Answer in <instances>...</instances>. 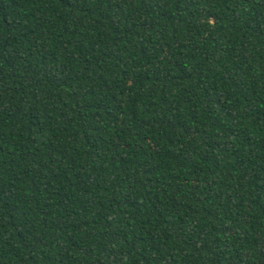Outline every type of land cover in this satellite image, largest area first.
I'll list each match as a JSON object with an SVG mask.
<instances>
[{
	"label": "trees",
	"instance_id": "obj_1",
	"mask_svg": "<svg viewBox=\"0 0 264 264\" xmlns=\"http://www.w3.org/2000/svg\"><path fill=\"white\" fill-rule=\"evenodd\" d=\"M0 264H264V0H0Z\"/></svg>",
	"mask_w": 264,
	"mask_h": 264
}]
</instances>
